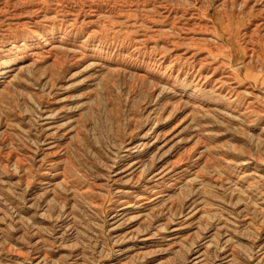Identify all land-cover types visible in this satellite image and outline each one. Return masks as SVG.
I'll return each mask as SVG.
<instances>
[{
	"label": "rangeland",
	"instance_id": "1",
	"mask_svg": "<svg viewBox=\"0 0 264 264\" xmlns=\"http://www.w3.org/2000/svg\"><path fill=\"white\" fill-rule=\"evenodd\" d=\"M5 1L0 0V264H264V28L254 39L238 41L252 29L251 21L264 16V0L252 14L245 13L253 0ZM247 42L258 52L249 63L242 59ZM134 160L140 169L124 173ZM132 173L141 180L130 181ZM143 188L163 197L144 206L147 220L141 222L138 209L118 207L121 193L133 192V199ZM145 234L153 243L131 256Z\"/></svg>",
	"mask_w": 264,
	"mask_h": 264
},
{
	"label": "bare ground",
	"instance_id": "2",
	"mask_svg": "<svg viewBox=\"0 0 264 264\" xmlns=\"http://www.w3.org/2000/svg\"><path fill=\"white\" fill-rule=\"evenodd\" d=\"M4 1H5V0H4ZM12 1H13V0H12ZM25 1H26V0H25ZM27 1H28V0H27ZM27 1H26V3H27ZM31 1H32V0H31ZM40 1H41V0H40ZM50 1H52V0H50ZM76 1H77V0H76ZM85 1H87V0H85ZM91 1H92V0H91ZM91 1H88V2L90 3ZM94 1H95V0H94ZM96 1H97V0H96ZM140 1H141V0H140ZM148 1H150V0H148ZM229 1H230V0H229ZM1 2H2V1H1ZM5 2H6V1H5ZM20 2H21V1H20ZM43 2H44V1H43ZM80 2H81V1H80ZM83 2H84V1H83ZM92 2H93V1H92ZM144 2H145V1H144ZM151 2L154 3V2H156V1H151ZM165 2H166V1H165ZM198 2H199V1H198ZM222 2H223V1H222ZM224 2H225V0H224ZM224 2H223V3H224ZM239 2H240V1H239ZM247 2H248V0H242V1H241V4L243 3V5H246ZM257 2L262 3L261 0H253V4H254L253 7H251V8L248 10V12H246L245 14H247V13H248V14H252V13H253V10L256 8ZM6 3H7V2H6ZM28 3H29V2H28ZM32 3H33V2H32ZM35 3H36V1H35ZM39 3H40V2H39ZM56 3H58V2H56ZM72 3H73V2H72ZM103 3H105V2L103 1ZM103 3H101V5H102ZM131 3H132V2H131ZM131 3H130V4H131ZM138 3H139V2H138ZM157 3H158V2H157ZM225 3H226V2H225ZM251 3H252V2H251ZM4 4H5V3H4ZM7 4H8V3H7ZM19 4H20V3H19ZM22 4H23V3H22ZM22 4H21V5H22ZM24 4H25V2H24ZM74 4H75V3H74ZM77 4H78V3H77ZM85 4H86V3H85ZM91 4H92V3H91ZM97 4H98V3H97ZM97 4H96V5H97ZM99 4H100V3H99ZM106 4H107V3H106ZM143 4H144V3H143ZM2 5H3V4H2ZM8 5H9V4H8ZM34 5H35V4H34ZM41 5H42V4H41ZM54 5H55V3H54ZM78 5H79V4H78ZM114 5H116V4H114ZM135 5H136V4H135ZM154 5H155V4H154ZM160 5H162V4H160ZM249 5H250V4H249ZM23 6H25V5H23ZM26 6H27V5H26ZM28 6H29V5H28ZM56 6H57V4H56ZM87 6H88V5H87ZM94 6H95V5H94ZM98 6H99V5H98ZM104 6H106V5L104 4ZM118 6H119V5H117V7H118ZM133 6H134V5H133ZM146 6H147V5H146ZM150 6H151V4H150ZM150 6H149V8H150ZM155 6H156V7H159V6H157V5H155ZM163 6H164V5H163ZM240 6H241V5H240ZM258 6H259V5H258ZM260 6H261V5H260ZM260 6H259V7H260ZM3 7H4V5H3ZM8 7H9V6H8ZM13 7H14V6H13ZM18 7H20V6H18ZM42 7H43V5H42ZM44 7H46V5H45ZM50 7H51V6H50ZM50 7H49V8H50ZM57 7H58V6H57ZM70 7H71V6H70ZM77 7H78V6H77ZM79 7H80V6H79ZM109 7H110V6H109ZM120 7L122 8V6H120ZM138 7H139V6H138ZM151 7H152V6H151ZM156 7H155V8H156ZM160 7H161V6H160ZM262 7H264V6H262ZM5 8H6V7H5ZM15 8L17 9L16 6H15ZM21 8H22V7H21ZM37 8H38V7H37ZM67 8H68V7H67ZM81 8H82V7H81ZM86 8H87V7H86ZM98 8H99V7H98ZM129 8H130V7H129ZM164 8H165V7H164ZM170 8H171V7H170ZM219 8H220V7H219ZM19 9H20V8H19ZM33 9H35V8H33ZM33 9H32V10H33ZM41 9H42V8H41ZM79 9H80V8H79ZM82 9H83V8H82ZM88 9H89V8H88ZM99 9H101V7H100ZM112 9H113V6H112ZM136 9H137V7H136ZM157 9H158V8H157ZM260 9H261V8H260ZM263 9H264V8H263ZM3 10H5V9H3ZM8 10H9V9H8ZM12 10H13V9H12ZM29 10H30V9H29ZM36 10H37V9H35V11H36ZM42 10L44 11V9H42ZM48 10H49V9H48ZM54 10H55V9H54ZM57 10H58V9H57ZM75 10H76V9H75ZM85 10H86V9H85ZM85 10H84V12H85ZM94 10H95V9H94ZM101 10H102V9H101ZM117 10H118V9H117ZM151 10H152V9H151ZM163 10H164V9H163ZM166 10H167V9H166ZM168 10H169V9H168ZM172 10H173V9H172ZM9 11H10V10H9ZM17 11H18V10H17ZM17 11H16V13H17ZM22 11H23V10H22ZM35 11H34V12H35ZM66 11H67V10H66ZM88 11H89V10H88ZM90 11H91V9H90ZM90 11H89V12H90ZM109 11H110V10H109ZM160 11H161V10H160ZM164 11H165V10H164ZM256 11H257V13H259V10L256 9ZM6 12H7V11H6ZM14 12H15V11H14ZM18 12H19V11H18ZM36 12H37V11H36ZM36 12H35V13H36ZM41 12H42V11H41ZM47 12H48V11H47ZM47 12H46V13H47ZM54 12H55V11H54ZM54 12H52V13H54ZM57 12H58V11H57ZM57 12H56V13H57ZM60 12H61V10H60ZM96 12H98V11H96ZM103 12H104V11H103ZM106 12H107V11H106ZM112 12L115 13V11H112ZM117 12H118V11H117ZM166 12H167V11H166ZM168 12H171V11H168ZM173 12H174V11H173ZM12 13H13V12H12ZM35 13H34V14H35ZM56 13H55V14H56ZM65 13H66V12H65ZM81 13H82V12H81ZM86 13H87V12H86ZM86 13H85V14H86ZM90 13H92V11H91ZM108 13H109V12H108ZM108 13H107V14H108ZM158 13H159V12H158ZM179 13H182V12H179ZM263 13H264V12H263ZM5 14H6V13H5ZM7 14H8V13H7ZM7 14H6V16H7ZM13 14H14V13H13ZM37 14H38V13H37ZM63 14H64V13H63ZM77 14H78V13H77ZM83 14H84V13H83ZM97 14H99V13H97ZM120 14H121V13H120ZM254 14H255V13H254ZM38 15H39V14H38ZM42 15H43V13H42ZM46 15H48V14H46ZM46 15H45V16H46ZM52 15H53V14H52ZM73 15H74V14H73ZM78 15H79V14H78ZM91 15H92V14H91ZM94 15H95V14H94ZM102 15H103V14H102ZM155 15H156V13H155ZM155 15H154V16H155ZM167 15L170 17L169 13H168ZM177 15H178V14H177ZM261 15H262V14H261ZM263 15H264V14H263ZM0 16H3V14H1ZM9 16H10V15H9ZM16 16H17V15H16ZM45 16H44V17H45ZM50 16H51V15H50ZM84 16H85V15H84ZM89 16H90V15H89ZM99 16H100V14H99ZM107 16H108V15H107ZM107 16H106V17H107ZM109 16H110V15H109ZM109 16H108V17H109ZM113 16H114V15H113ZM119 16H120V15H119ZM145 16H146V15H145ZM147 16H148V15H147ZM150 16H152V15H150ZM160 16H161V15H160ZM160 16H159V17H160ZM171 16H172V15H171ZM186 16H187V15H186ZM24 17H25V16H24ZM27 17H28V15H27ZM72 17H73V16H72ZM74 17H75V16H74ZM102 17H104V15H103ZM102 17H101V18H102ZM126 17H127V16H126ZM173 17H174V16H173ZM176 17H177V16H176ZM189 17H190V15L188 16V18H189ZM192 17H193V16H192ZM257 17H258V16H257ZM262 17H263V18H262ZM262 17L260 18V15H259V17H258L259 19H258V20H256V18H255V20L251 21V22L249 23V26L252 27V29H249L248 31H245L244 33H242V35L240 34V38H239V36H238V41H239V39H241V38H242V39H243V38L245 39L246 37H248L249 39H252V38L255 36V33H258L261 29H263V28H264V16H262ZM19 18H20V17H19ZM19 18H18V19H19ZM38 18H39V17H38ZM57 18H58V17H57ZM62 18H63V17H62ZM70 18H71V17H70ZM70 18H69V20H71ZM82 18H83V17H82ZM90 18H91V17H90ZM112 18H114V17H112ZM117 18H119V17H117ZM120 18H122V17H120ZM153 18H154V17H153ZM153 18H150L149 23H150L152 26H155V24L157 23V20H158V19L155 20V19H153ZM156 18H157V17H156ZM161 18H162V16H161ZM163 18H164V16H163ZM163 18H162V20H163ZM167 18H168V17H167ZM171 18H172V17H171ZM7 19H8V18H7ZM41 19H42V18H40V20H41ZM94 19H95V18H94ZM99 19H100V17H99ZM102 19H103V18H102ZM180 19H181V18H180ZM192 19H195V18H192ZM5 20H6V18H5ZM30 20H31V19H30ZM34 20H35V19H34ZM40 20H37V21H40ZM58 20H59V19H58ZM64 20H65V19H64ZM85 20H87V19H85ZM90 20H91V19H90ZM103 20H104V19H103ZM122 20H123V19H122ZM136 20H137V18H136ZM136 20H135V23H136ZM141 20H142V18H141ZM145 20H146V19H145ZM165 20H166V19H165ZM168 20H169V19H168ZM188 20H189V19H188ZM196 20H197V19H196ZM209 20H210V19H209ZM209 20H207L206 23H210L211 20H210V21H209ZM28 21H29V20H28ZM55 21H56V20H55ZM60 21H61V19H60ZM87 21H88V20H87ZM87 21H86V22H87ZM95 21H96V20H95ZM113 21H114V20H113ZM115 21H116V20H115ZM163 21H164V20H163ZM170 21H173V20L171 19ZM174 21H175V18H174ZM174 21H173V22H174ZM57 22H58V21H57ZM76 22H77V21H76ZM79 22H80V21H79ZM90 22H92V21H90ZM96 22H97V21H96ZM96 22H95V24H96ZM118 22H119V20H118ZM168 22H169V21H168ZM176 22H177V21H175V24H176ZM181 22H182V21H181ZM184 22H185V21H184ZM192 22H193V21H192ZM8 23H11V22H8ZM18 23H19V22H18ZM23 23H25V22H23ZM26 23H27V22H26ZM33 23H34V22H33ZM58 23H59V22H58ZM58 23H57V24H58ZM101 23H102V22H101ZM105 23H106V22H105ZM132 23H134V22H132ZM143 23H144V21H142V24H143ZM171 23H172V22H171ZM171 23H170V24H171ZM178 23H179V22H178ZM182 23H183V22H182ZM195 23H197V22H195ZM0 24H1V23H0ZM6 24H7V23H6ZM77 24H78V23H77ZM77 24H76V25H77ZM90 24H91V23H90ZM92 24H94V23H92ZM116 24H117V23H116ZM140 24H141V22H140ZM145 24H146V21H145V23H144L143 25H145ZM179 24H181V23H179ZM7 25H8V24H7ZM54 25H55V24H54ZM72 25H73V24H72ZM80 25H81V24H80ZM83 25H84V22H83ZM100 25H101V24H100ZM128 25H129V24H128ZM128 25H127V26H128ZM156 25H157V24H156ZM161 25H162V24H161ZM163 25H164V24H163ZM163 25H162V26H163ZM195 25H196V24H195ZM204 25H205V24H204ZM9 26H10V25H9ZM9 26H8V27H9ZM22 26H23V25H22ZM29 26H31V25H29ZM37 26H38V25H37ZM84 26H86V25H84ZM87 26H88V25H87ZM87 26H86V27H87ZM93 26H94V25H93ZM98 26H99V25H98ZM109 26H110V25H109ZM137 26H138V25H137ZM164 26H165V25H164ZM184 26H185V25H184ZM189 26H190V25H189ZM207 26H208V25H207ZM209 26H210V24H209ZM18 27L20 28L21 26H18ZM24 27H26V26H24ZM27 27H28V26H27ZM39 27H40V26H39ZM74 27H75V26H74ZM78 27H79V26H78ZM80 27H81V26H80ZM82 27H83V26H82ZM96 27H97V26H96ZM132 27H133V26H132ZM159 27H160V26H159ZM177 27H178V25H177ZM195 27H196V26H195ZM28 28H29V27H28ZM57 28H58V27H57ZM75 28H76V27H75ZM101 28H102V27H101ZM138 28H139V27H138ZM167 28H168V27H167ZM171 28H172V26H171ZM185 28H188V27H185ZM197 28H199V27H197ZM204 28H206V26H205ZM212 28H213V27H212ZM222 28H223V27H222ZM2 29H3V28H2ZM7 29H8V28H7ZM13 29H14V28H13ZM15 29H16V28H15ZM76 29H78V28H76ZM79 29H80V28H79ZM81 29H82V28H81ZM151 29H152V28H151ZM151 29H150V30H151ZM153 29H154V28H153ZM168 29L171 30L170 27H169ZM172 29H173V28H172ZM174 29H175V28H174ZM174 29H173V30H174ZM178 29H179V28H178ZM194 29H195V28H194ZM199 29H200V28H199ZM202 29H203V28H202ZM206 29H207V28H206ZM3 30H4V29H3ZM9 30H10V29H9ZM31 30H32V29H31ZM55 30H57V29H55ZM92 30H93V29H92ZM94 30H95V29H94ZM98 30H99V29H98ZM121 30H122V29H121ZM135 30H136V29H135ZM154 30H155V29H154ZM154 30H153V31H154ZM162 30H163V29H162ZM179 30H180V32H181V28H180ZM187 30H188V29H187ZM187 30H186V31H187ZM192 30H193V28L190 29V31H192ZM200 30H201V29H200ZM203 30H204V29H203ZM1 31H2V30H1ZM64 31H65V30H64ZM138 31H139V30H138ZM138 31H137V32H138ZM143 31H144V30H143ZM148 31H149V29H148ZM151 31H152V30H151ZM153 31H152V33H153ZM197 31L199 32V30H196V33H197ZM201 31H202V30H201ZM201 31H200V32H201ZM208 31H209V30H208ZM208 31H207V32H208ZM211 31H212V30H211ZM262 31H263V30H262ZM65 32H66V31H65ZM70 32H71V31H70ZM83 32H85V30H84ZM99 32H100V31H99ZM134 32H135V31H134ZM137 32H136L135 34H137ZM146 32H147V31H146ZM154 32H155V33H154L155 35L159 34V31H157V29H156ZM168 32H169V31H168ZM168 32H167V33H168ZM174 32H175V31H174ZM174 32H172V33H174ZM176 32H177V30H176ZM182 32H183V30H182ZM182 32H181V33H182ZM193 32L195 33V31H193ZM3 33H4V32H3ZM38 33H39V32H38ZM42 33H43V32H42ZM72 33H73V32H72ZM88 33H91V32H88ZM160 33H161V32H160ZM169 33H170V32H169ZM177 33H178V32H177ZM177 33H176V34H177ZM185 33H186V32H185ZM203 33H204V32H203ZM210 33H211V32H210ZM210 33L208 32L207 34H210ZM212 33H213V32H212ZM86 34H87V33H86ZM128 34H129V33H128ZM141 34H143V33H141ZM146 34H147V33H146ZM179 34H180V33H179ZM191 34H192V33H191ZM184 35H185V34H184ZM200 35H201V34H200ZM258 35H259V34H258ZM60 36H61V35H60ZM124 36H125V35H124ZM129 36H130V35H129ZM133 36H134V35H133ZM167 36H168V35H167ZM169 36H170V34H169ZM193 36H194V35H193ZM205 36H206V34H205ZM207 36H208V35H207ZM209 36H210V35H209ZM42 37H43V35H42ZM61 37H63V35H62ZM86 37H88V36H86ZM89 37H90V36H89ZM91 37H92V36H91ZM99 37H100V36H99ZM150 37H151V36H150ZM152 37H153V36H152ZM164 37H165V36H164ZM175 37H176V36H175ZM178 37H179V36H178ZM188 37H189V39L192 38V37H190V36H188ZM194 37H195V36H194ZM218 37H219V36H218ZM76 38H77V36H76ZM135 38H136V37H135ZM158 38H159V37H158ZM160 38H162V36H161ZM166 38H168V37H166ZM166 38H164V39H166ZM180 38H181V37H180ZM200 38H201V37L199 36V41H200ZM202 38H205V37H202ZM35 39H36V38H35ZM61 39H62V38H61ZM66 39H67V38H66ZM126 39H127V38H126ZM136 39H137V38H136ZM171 39H172V38H171ZM183 39H184V37H183ZM183 39H182V40H183ZM185 39H186V38H185ZM196 39H197V38H196ZM244 39H243V40H244ZM253 39H254V38H253ZM262 39H263V38H262ZM51 40H52V39H51ZM58 40H60V38H59ZM84 40H85V37H84ZM97 40H98V39H97ZM152 40H153V38H152ZM167 40H168V39H167ZM182 40H181V41H182ZM186 40L188 41V39H186ZM194 40H195V39H194ZM194 40H192V41H194ZM205 40H206V38H205ZM208 40H211V39L208 38ZM208 40H206V41H208ZM247 40H248V39H247ZM8 41H9V40H8ZM14 41H15V40H14ZM86 41H87V40H86ZM86 41H85V42H86ZM120 41H121V40H120ZM134 41H135V39H134ZM154 41H155V40H154ZM161 41H163V40H161ZM164 41H166V40H164ZM206 41H205V42H206ZM250 41H251V40H250ZM263 41H264V40H263ZM54 42H55V41H54ZM67 42H68V41H67ZM130 42H131V41H130ZM166 42H167V41H166ZM197 42H198V41H197ZM200 42H201V41H200ZM200 42H199V43H200ZM203 42H204V40H203ZM255 42H256V41H255ZM261 42H262V41H261ZM76 43H77V42H76ZM132 43H133V42H132ZM132 43H130V45H131ZM134 43H135V42H134ZM136 43H137V42H136ZM208 43H209V42H208ZM208 43H207V44H208ZM241 43H242V42H241ZM11 44H12V43H11ZM67 44H68V43H67ZM74 44H75V43H74ZM170 44H173V43L170 42ZM170 44H169V45H170ZM192 44H193V43H192ZM243 44H244V42H243ZM243 44H242V46H243ZM252 44H253V42H252ZM252 44H251V42H250V43L247 42L246 45H244V47H243L244 55L242 54V55H243V56H242V59H243L246 63L253 62V60L256 59V58H257V55H258V52H257L256 49H255L256 47H254V46H256V45H252ZM45 45H46V44H45ZM53 45H55V44L53 43ZM60 45H61V44H60ZM60 45H59V47H60ZM65 45H66V44H65ZM70 45H71V43H70ZM81 45H82V44H81ZM125 45L127 46V44H125ZM136 45H137V44H136ZM163 45H164V44H163ZM173 45H174V44H173ZM177 45H178V44H177ZM190 45H191V44H190ZM195 45H197V44H195ZM200 45H202V44H200ZM211 45H212V43H211ZM261 45H262V44H261ZM11 46H12V45H11ZM50 46L52 47V45H50ZM57 46H58V45H57ZM61 46H62V45H61ZM126 46H125V47H126ZM153 46H154V45H153ZM159 46H160V45H159ZM240 46H241V45H240ZM262 46H263V45H262ZM42 47H43V46H42ZM51 47H50V48H51ZM78 47H79V46H78ZM111 47H113V46H111ZM144 47H146V46H144ZM144 47H143V48H144ZM156 47H157V46H156ZM161 47H162V46H161ZM164 47H165V46H164ZM164 47H163V48H164ZM168 47H169V46H168ZM172 47H173V46H172ZM172 47H171V48H172ZM175 47H176V45H175ZM188 47H189V46H188ZM190 47H191V46H190ZM198 47H200L199 44H198ZM203 47H204V46H203ZM207 47L209 48V45L206 46V47H204V48L207 49ZM210 47H211V46H210ZM218 47H219V46H218ZM221 47H222V46H221ZM46 48H47V47H46ZM65 48H67V47H65ZM68 48H69V47H68ZM102 48H103V47H102ZM105 48H106V47H105ZM109 48H110V47H109ZM131 48H132V47H131ZM150 48H151V47H150ZM165 48H166V47H165ZM180 48H181V47H180ZM183 48H184V47H183ZM204 48H203V50H204ZM213 48H214V45H213ZM7 49H8V48H7ZM48 49H49V48H48ZM48 49H47V50H48ZM51 49H54V48H51ZM57 49H58V48H57ZM69 49H70V48H69ZM69 49H68L67 51H69ZM74 49H75V48H74ZM129 49H130V48H129ZM133 49H134V48H133ZM145 49H146V48H145ZM189 49H190V48H189ZM216 49H217V48H216ZM216 49H214V50H216ZM222 49H224V48L222 47ZM241 49H242V48H241ZM60 50H62V49H60ZM70 50H71V49H70ZM77 50H78V49H77ZM112 50H113V49H112ZM125 50H126V49H125ZM135 50H136V49H135ZM135 50H134V51H135ZM139 50H140V49H139ZM141 50H142V49H141ZM147 50H148V49H147ZM160 50H161V49H160ZM162 50H163V49H162ZM162 50H161V51H162ZM170 50H171V49H170ZM174 50H175V49H174ZM183 50H185V49H183ZM190 50H192V48H191ZM194 50L197 51L198 49H197V50L194 49ZM208 50H209V49H208ZM208 50H207V51H208ZM210 50H211V49H210ZM210 50H209V51H210ZM212 50H213V49H212ZM220 50H221V49H220ZM220 50H219V51H220ZM225 50H226V49H225ZM22 51H23V50H22ZM73 51H74V50H73ZM119 51H120V50H119ZM145 51H146V50H145ZM148 51H149V50H148ZM163 51H164V50H163ZM177 51H178V50H177ZM200 51H201V50H200ZM228 51H229V50H228ZM27 52H28V51H27ZM27 52H26V53H27ZM29 52H30V51H29ZM34 52H35V51H33V53H34ZM46 52H47V51H46ZM48 52H50V51H48ZM54 52H55V51H54ZM54 52H53V53H54ZM71 52H72V51H71ZM78 52H79V51H78ZM80 52H81V51H80ZM103 52H104V51H103ZM123 52H124V51H123ZM127 52H128V51H127ZM142 52H143V50H142ZM159 52H160V51H159ZM159 52H158V53H159ZM164 52H165V51H164ZM193 52H194V51H193ZM201 52H202V51H201ZM205 52H206V51H205ZM220 52H221V51H220ZM241 52H242V51H241ZM12 53H13V52H12ZM81 53H82V52H81ZM100 53H101V52H100ZM104 53H105V52H104ZM149 53H150V51L148 52V54H149ZM151 53H153V51H152ZM161 53H162V52H161ZM166 53H167V52H166ZM184 53H185V52H184ZM196 53H197V52H196ZM206 53H207V52H206ZM226 53H227V52H226ZM27 54H28V53H27ZM37 54H38V53H37ZM39 54H40V53H39ZM44 54H45V53H44ZM44 54H43V55H44ZM50 54H51V53H50ZM69 54H70V53H69ZM156 54H157V53H156ZM181 54H182V53H181ZM211 54H212V53H211ZM213 54H214V53H213ZM216 54H217V51H216ZM22 55H23V54H22ZM30 55H34V54L31 53ZM45 55H46V54H45ZM78 55H79V54H78ZM98 55H99V54H98ZM113 55H114V54H113ZM116 55H117V54H116ZM132 55H133V54H132ZM172 55H173V54H172ZM217 55H218V54H217ZM219 55H220V54H219ZM224 55H225V54H224ZM228 55H229V54H228ZM259 55H260V54H259ZM37 56H38V55H37ZM39 56H40V55H39ZM50 56H52V54H51ZM102 56H103V55H102ZM111 56H112V55H111ZM136 56H137V55H136ZM153 56H154V55H153ZM158 56L160 57L161 55H158ZM176 56H177V55H176ZM181 56H182V55H181ZM212 56H213V55H212ZM214 56H215V54H214ZM229 56H230V55H229ZM260 56H261V55H260ZM12 57H13V56H12ZM27 57H28V56H27ZM97 57H98V56H97ZM168 57H169V56H168ZM189 57H190V55H189ZM216 57H217V56H216ZM9 58H10V57H9ZM30 58H31V57H30ZM35 58H37V57H35ZM48 58H49V57H48ZM82 58H83V57H82ZM82 58H81V59H82ZM105 58H106V57H105ZM144 58H145V57H144ZM147 58H148V57H147ZM177 58H178V57H177ZM180 58H181V57H180ZM203 58H204V57H203ZM203 58H201V59H203ZM206 58H207V57H206ZM229 58H230V57H229ZM229 58H228V59H229ZM11 59H12V58H11ZM42 59H43V58H42ZM42 59H41V60H42ZM44 59H45V58H44ZM50 59H51V58H50ZM116 59H117V58H116ZM121 59H123V58H121ZM149 59H150V58H149ZM156 59H158V58H156ZM172 59H174V57H173ZM184 59H185V58H184ZM186 59H187V58H186ZM186 59H185V60H186ZM197 59H198V58H197ZM216 59H217V58H216ZM259 59H261V58H259ZM132 60H133V59H132ZM152 60H153V59H152ZM178 60H179V59H178ZM181 60H183V58H182ZM203 60H204V59H203ZM203 60H202V61H203ZM205 60H206V59H205ZM209 60H210V59H209ZM213 60H214V59H213ZM213 60H211V61H213ZM217 60H218V59H217ZM229 60H230V59H229ZM229 60H228V62H229ZM257 60H258V59H257ZM34 61H35V60H34ZM45 61H46V60H45ZM113 61H114V60H113ZM189 61H192V60H189ZM231 61H232V62H231V65L233 66L234 63H235V62L233 61V57H232V60H231ZM24 62H25V61H24ZM26 62H27V61H26ZM28 62H29V61H28ZM30 62H33V61L30 60ZM37 62H38V61H37ZM37 62H36V63H37ZM42 62H43V61H42ZM48 62H49V61H48ZM78 62H80V61H78ZM125 62H126V61H125ZM127 62H128V61H127ZM148 62H149V61H148ZM175 62L177 63V61H175ZM245 62H244V63H245ZM22 63H23V62H22ZM44 63H45V62H44ZM109 63H110V62H109ZM115 63H116V62H115ZM128 63H129V62H128ZM157 63H158V62H157ZM173 63H174V62H173ZM205 63H206V62H205ZM205 63H204V64H205ZM209 63H210V62H209ZM212 63H213V62H212ZM10 64H11V63H10ZM32 64L35 66L34 63H32ZM89 64H90V63H89ZM98 64H99V63H98ZM121 64H122V63H121ZM124 64H125V63H124ZM146 64H147V63H146ZM153 64H154V63H153ZM167 64H168V63H167ZM171 64H172V62H171ZM179 64H180V63H179ZM186 64H187V63H186ZM6 65H7V64H6ZM21 65H23V64H21ZM25 65H27V64H25ZM37 65H38V64H37ZM142 65H143V64H142ZM155 65L157 66V64H155ZM164 65H165V64H164ZM190 65H191V64H190ZM202 65H203V63H202ZM206 65H207V64H206ZM228 65H229V64H228ZM29 66H30V65H29ZM56 66H57V65H56ZM91 66H93V65H91ZM113 66H114V65H113ZM115 66H116V65H115ZM149 66H150V65H149ZM161 66H162V65H161ZM218 66H219V65H218ZM220 66H221V65H220ZM223 66H224V65H223ZM242 66H243V65H242ZM247 66H248V64H247ZM18 67H19V66H18ZM26 67H27V66H26ZM30 67H32V66H30ZM120 67H121V66H120ZM194 67H195V66H194ZM202 67H204V66H202ZM206 67H207V66H206ZM221 67H222V66H221ZM147 68H148V67H147ZM156 68H157V67H156ZM158 68H159V67H158ZM167 68H168V67H167ZM185 68H186V67H185ZM191 68H192V67H191ZM199 68H200V67H199ZM207 68H208V67H207ZM212 68H213V67H212ZM215 68H216V67H215ZM248 68H249V67H248ZM4 69H5V68H4ZM9 69H11V68H9ZM19 69H20V68H19ZM23 69H25V68H23ZM23 69H22V70H23ZM108 69H109V68H108ZM129 69H130V68H129ZM200 69H201V68H200ZM200 69H199V70H200ZM234 69H235V68H234ZM106 70H107V69H106ZM106 70H105V71H106ZM125 70H127V69H125ZM125 70H122V72L125 71ZM133 70H134V69H133ZM143 70H144V69H143ZM154 70H155V69H154ZM163 70H164V69H162V71H163ZM185 70H186V69H185ZM213 70H214V69H213ZM213 70H212V71H213ZM219 70H221V69H219ZM219 70H218V71H219ZM225 70H226V69H225ZM20 71H21V69H20ZM116 71H117V70H116ZM146 71H147V70H146ZM150 71H151V70H150ZM16 72H17V71H16ZM16 72H15V73H16ZM122 72H121V73H122ZM126 72H128V71H126ZM135 72H136V71H135ZM142 72H143V71H142ZM158 72H159V71H158ZM158 72H156V73H157V76H158ZM193 72H194V71H193ZM193 72H192V73H193ZM18 73H20V72H18ZM106 73H107V72H106ZM116 73H117V72H116ZM124 73H125V72H124ZM128 73H129V72H128ZM131 73H132V72H131ZM148 73H149V72H148ZM183 73H184V72H183ZM211 73H212V72H211ZM221 73H222V72H221ZM228 73H229V72H228ZM231 73H233V71H232ZM2 74H3V73H2ZM145 74H146V72H145ZM150 74H151V73H150ZM153 74H154V73H153ZM160 74H161V73H160ZM236 74H237V73H236ZM14 75H15V74H14ZM133 75H135V74H133ZM174 75H175V74H174ZM181 75H182V74H181ZM186 75H187V74H186ZM220 75H222V74H220ZM223 75H224V74H223ZM225 75H227V74H225ZM225 75H224V76H225ZM233 75H234V73H233ZM145 76H146V75H145ZM155 76H156V75H155ZM162 76H163V75H162ZM177 76H179V74H178ZM198 76H199V75H198ZM218 76H219V75H218ZM234 76H235V75H234ZM133 77H134V76H133ZM149 77H150V76H149ZM199 77H200V76H199ZM203 77H205V76H203ZM227 77H230V76H227ZM227 77H225V78H227ZM231 77H232V76H231ZM135 78H136V76H135ZM144 78H145V77H144ZM160 78H161V77H160ZM183 78H184V77H183ZM220 78H221V77H220ZM132 79H133V78H132ZM142 79H143V78H142ZM151 79H152V78H151ZM157 79H158V78H157ZM186 79H187V78H186ZM197 79H198V77H197ZM231 79H232V78H231ZM236 79H237V78H236ZM134 80H136V79H134ZM148 80H149V79H148ZM172 80H173V79H172ZM180 80H181V79H180ZM189 80H190V79H189ZM212 80H213V79H212ZM215 80H219V79H215ZM226 80H227V79H226ZM228 80H229V79H228ZM232 80H233V79H232ZM137 81H139V80H137ZM140 81H141V80H140ZM142 81H143V80H142ZM149 81H150V80H149ZM149 81H147V78H146V82H149ZM152 81H154V80H152ZM174 81H175V80H174ZM187 81H188V80H187ZM221 81H222V80H221ZM223 81H224V80H223ZM144 82H145V80H144ZM181 82H182V81H181ZM189 82H190V81H189ZM189 82H188V83H189ZM196 82H197V81H196ZM216 82H217V81H216ZM224 82H226V81H224ZM229 82H230V81H229ZM231 82H232V81H231ZM233 82H234V80H233ZM166 83H167V82H166ZM193 83H194V82H193ZM197 83H198V82H197ZM199 83H200V82H199ZM201 83H203V82H201ZM201 83H200V84H201ZM141 84H143V83L140 82V85H141ZM148 84H149V83H148ZM150 84H151V83H150ZM157 84H158V83H157ZM160 84H161V83H160ZM160 84H159V85H160ZM176 84H177V83H176ZM200 84H199V85H200ZM214 84H215V83H214ZM214 84H213V85H214ZM232 84H233V83H232ZM234 84H235V83H234ZM144 85H145V83H144ZM152 85H153V84H152ZM161 85H162V84H161ZM169 85H170V84H169ZM181 85H182V84H181ZM183 85H184V84H183ZM221 85H222V84H221ZM224 85H225V84H224ZM228 85H229V84H228ZM142 86H143V85H142ZM176 86H177V85H176ZM191 86H192V85H191ZM215 86H216V85H215ZM217 86L219 87L220 84L217 85ZM229 86H230V85H229ZM162 87H163V85H162ZM192 87H193V86H192ZM207 87H208V86H207ZM210 87H212V86H210ZM210 87H209V88H210ZM223 87H224V86H223ZM226 87H227V86H226ZM160 88H161V87H160ZM165 88H166V87H165ZM172 88H173V87H172ZM194 88H196V87H194ZM154 89H155V88H154ZM154 89H152V90H154ZM156 89H157V88H156ZM161 89H162V88H161ZM163 89H164V88H163ZM199 89H200V88H199ZM199 89H198V90H199ZM214 89H215V88H214ZM219 89H220V88H219ZM228 89H229V88H228ZM231 89H232V88H231ZM149 90H151V89H149ZM157 90H158V89H157ZM172 90H173V89H172ZM172 90H171V91H172ZM188 90H189V88H188ZM194 90H195V89H194ZM194 90H192V92H193ZM203 90H204V89H203ZM203 90L201 89V91H203ZM207 90H208V89H207ZM238 90H239V89H238ZM205 91H206V90H205ZM212 91H213V89H212ZM228 91H230V89H229ZM150 92H151V91H150ZM206 92H207V91H206ZM225 92H226V91H225ZM246 92H247V91H246ZM151 93H153V92H151ZM154 93H155V92H154ZM194 93H195V92H194ZM196 93H197V92H196ZM198 93H199V92H198ZM208 93H209V92H208ZM210 93H211V91H210ZM248 93H249V92H248ZM213 94H214V92H213ZM220 94H221V93H220ZM220 94L217 93V96L220 95ZM233 94H234V93H233ZM235 94H236V93H235ZM237 94L240 95L239 92H238ZM245 94H246V93H245ZM198 95H199V94H198ZM214 95H215V94H214ZM239 95H237V96L239 97ZM221 96H222V95H221ZM218 97H219V96H218ZM222 97H224V96H222ZM225 97H226V96H225ZM228 97H229V96H228ZM235 97H236V96H235ZM231 99H233L232 96H231ZM236 99H237V97H236ZM238 99H239V98H238ZM224 100H225V98H224ZM226 100H227V98H226ZM228 100H229V99H228ZM229 101H230V100H229ZM230 102H231V101H230ZM230 102H229V103H230ZM233 102H234V101H233ZM236 103H237V102H236ZM227 104H228V103H227ZM228 105H229V104H228ZM229 106H230V105H229ZM245 108H246V107H245ZM245 108H244V109H245ZM247 108H248V107H247ZM248 111H249V110H248ZM150 112H151V111H150ZM150 112H149V113H150ZM245 112H246V110H245ZM250 112H251V111H250ZM250 114H251V113H250ZM153 115H154V114H153ZM223 115H224V114H223ZM243 115H244V114H243ZM246 115H247V113H246ZM146 116H147V115H146ZM151 116H152V115H151ZM151 116H150V117H151ZM244 116H245V115H244ZM250 116H251V115H250ZM46 117H47V116H46ZM251 117H252V116H251ZM254 117H255V116H254ZM243 118H244V117H243ZM245 118H247V117L245 116ZM248 118H249V117H248ZM248 118H247V119H248ZM46 119H47V118H46ZM146 120H147V119H146ZM247 121H248V120H247ZM148 122H150V121H148ZM143 124H144V123H143ZM143 124H142V125H143ZM132 131H135V130H132ZM149 131H150V129H149ZM150 132H151V131H150ZM130 133H131V132H130ZM132 133H133V132H132ZM150 134H151V133H150ZM150 134H148V135H150ZM160 135H161V134H160ZM133 136L135 137V135H133ZM142 136H143V135H142ZM142 136H141V137H142ZM150 136H151V135H150ZM150 136H149V137H150ZM158 136H159V134H158ZM161 136H162V135H161ZM123 137H124V136H123ZM139 137H140V136H139ZM153 137H155V136H153ZM172 137H173V136H172ZM131 138H132V137H131ZM170 138H171V137H169V139H170ZM124 139H125V138H124ZM128 139H129V138H128ZM155 139H156V138H155ZM155 139H153V140H155ZM153 140H152V141H153ZM164 140H165V139H164ZM122 141H123V140H122ZM166 141H167V139H166ZM136 142H137V141H136ZM140 142H141V141H140ZM161 142H162V140H161ZM121 143H122V142H121ZM125 143H126V142H125ZM142 143H143V142H142ZM149 143H150V142H149ZM153 143H154V141H153ZM48 144H49V143H48ZM136 144H137V143H136ZM139 144H140V143H139ZM151 144H152V143H151ZM49 145H50V146H53V145H51V144H49ZM49 145H48V146H49ZM123 145H124V144H123ZM143 145H144V144H143ZM159 145H161V144H159ZM159 145H157V146H159ZM162 145H163V144H162ZM125 146H126V145H125ZM136 146H137V145H136ZM155 146H156V145H155ZM191 146H192V145H191ZM46 147H47V146H46ZM123 147H124V146H123ZM132 147H134V146H132ZM189 147H190V146H189ZM49 148H50V147H49ZM121 148H122V146H121ZM138 148H140V147H138ZM142 148H143V147H141L140 149H142ZM146 148H147V146H146ZM154 148H155V147H154ZM162 148H163V147H162ZM196 148H197V147H196ZM46 149H47V148H46ZM46 149H45V150H46ZM50 149H51V148H50ZM125 149H126V148H125ZM125 149H124V150H125ZM136 149H137V148H136ZM160 149H161V148H160ZM167 149H168V148H167ZM122 150H123V149H122ZM134 150H135V149H134ZM134 150H133V151H134ZM138 150H139V149H138ZM138 150H136V151H138ZM142 150H144V149H142ZM150 150H151V149H150ZM157 150H158V149H157ZM53 151H54V150H53ZM136 151H135V152H136ZM154 151H156V150H154ZM48 152H49V151H47V153H48ZM126 152H127V151H126ZM131 152H132V151H131ZM144 152H145V151H144ZM184 152H185V151H184ZM187 152H188V151H187ZM189 152H190V151H189ZM189 152H188V153H189ZM47 153H46V154H47ZM181 154H182V153H181ZM183 154H184V153H183ZM123 155H124V154H123ZM123 155H122V156H123ZM125 155H126V154H125ZM147 155H148V154H147ZM179 155H180V154H178V157H179ZM49 156H50V155H49ZM118 156H119V155H118ZM118 156H117V157H118ZM133 156H134V155H133ZM176 156H177V155H176ZM186 156H187V155H186ZM119 157H121V156H119ZM119 157H118V158H119ZM127 157H128V155H127ZM118 158H117V159H118ZM123 158H124V156H123ZM123 158H122V159H123ZM147 158H148V157H147ZM185 158H186V157H185ZM113 159H114V158H113ZM117 159H116V160H117ZM178 159H179V158H178ZM178 159H177V160H178ZM132 160H133V159H132ZM146 160H147V159H146ZM172 160H173V159H172ZM229 160H230V159H229ZM7 161H8V160H7ZM137 161H138V160H137ZM139 161H140V160H139ZM141 161H142V160H141ZM144 161H145V160H144ZM167 161H169V160H167ZM116 162H117V161H116ZM125 162H126V161H125ZM132 162H133V161H132ZM134 162H135V160H134ZM147 162H148V161H146V163H147ZM152 162H153V161H152ZM152 162H151V163H152ZM164 162H165V161H164ZM178 162H179V161H178ZM6 163H7V162H6ZM6 163H5V164H6ZM129 163H130V160H129ZM129 163H128L127 166H126V168H125V170H124V173L127 172V173L130 174V172H132L131 169L134 168L133 170H135V169L139 168V166H138V167L136 166V165H138L136 162H135V163H131V164H129ZM138 163H139V162H138ZM142 163H143V162H142ZM180 163H181V160H180ZM182 163H183V161H182ZM154 164H155V163H154ZM163 164H164V163H163ZM165 164H166V163H165ZM173 164H176V163H173ZM116 165H117V164H116ZM118 165H119V164H118ZM148 165H150V164H148ZM148 165H146V168H147ZM152 165H153V164H152ZM161 165H162V164H161ZM111 166H112V165H111ZM113 166H114V164H113ZM121 166L124 167V165H121ZM135 166H136V168H135ZM156 166H157V165H156ZM166 166L168 167L167 164H166ZM122 167H120L121 170H122ZM150 167H151V165H150ZM150 167H149V168H150ZM157 167H158V166H157ZM174 167H175V166H174ZM179 167H180V166H179ZM111 168H112V167H111ZM152 168H153V167H152ZM154 168H155V167H154ZM163 168H165V167H163ZM163 168H162V169H163ZM139 169H140V168H139ZM144 169H145V168H144ZM169 169H171V167H170ZM181 169H183V168H181ZM110 170H111V169H110ZM116 170H117V169H116ZM153 170H154V169H153ZM159 170H160V169H159ZM163 170H164V169H163ZM179 170H180V169H179ZM184 170H185V169H184ZM118 171H119V169H118ZM122 171H123V170H122ZM150 171H151V168H150ZM165 171H167V170L165 169ZM177 171H178V170H177ZM186 171H187V170H185V172H186ZM120 172H121V171H120ZM145 172H147V171H145ZM145 172H141V171H140V174L142 173V174L144 175ZM169 172H170V171H169ZM169 172H168V173H169ZM114 173H115V170H114ZM148 173H149V172H148ZM156 173H157V172H156ZM115 174H116V173H115ZM129 174H128V175H129ZM142 174H141V175H142ZM146 174H147V173H146ZM158 174H159V173H158ZM163 174H164V173H163ZM165 174H166V173H165ZM174 174H175V173H174ZM184 174H185V173H184ZM121 175H122V174H121ZM138 175H139V174H138ZM160 175H161V174H160ZM172 175H173V174H172ZM177 175H178V174H177ZM26 176H27V175H26ZM124 176H125V175H124ZM130 176H131V177H130V181L135 180V181H138V182H139V180H141L140 178L142 177V176L140 177V176L133 175V173H132ZM157 176H159V175H157ZM61 177H62V179H61V183H62V184H65L66 182L64 181V179H66V178H64V176H61ZM116 177H117V176H116ZM126 177H127V176H126ZM151 177H152V174H151ZM161 177H162V176H161ZM161 177H160V178H161ZM127 178L129 179V177H127ZM148 178H149V177H148ZM157 178H158V177H157ZM170 178H171V177H170ZM112 179H114V178H112ZM119 179H120V178H119ZM119 179H118V180H119ZM146 179H147V178H146ZM155 179H156V177H155ZM68 180H69V179H68ZM161 180H162V179H161ZM43 181H44V180H43ZM116 181H117V180H115V182H116ZM120 181H121V180H120ZM143 181H145V180H143ZM147 181H148V180H147ZM152 181H153V180H152ZM169 181H170V180H169ZM178 181H179V180H178ZM178 181H177V182H178ZM182 181H184V180H182ZM182 181H181V183H183ZM186 181H187V180H186ZM44 182H45V181H44ZM128 182H129V181H128ZM150 182H151V181H150ZM153 182H154V181H153ZM158 182H159V180H158ZM40 183H41V182H40ZM67 183H68V182H67ZM113 183H114V182H113ZM120 183H121V182H120ZM120 183H119V184H120ZM129 183H130V182H129ZM133 183L135 184V182H133ZM140 183H141V182H140ZM154 183H155V182H154ZM154 183H153V184H154ZM169 183H170V182H169ZM185 183H186V182H185ZM42 184H43V183H42ZM56 184H57V183L55 182V185H56ZM68 184H69V183H68ZM167 184H168V183H167ZM170 184H171V183H170ZM45 185H46V184H45ZM45 185H44V186H45ZM48 185H49V182H48ZM48 185H47V186H48ZM51 185H52V184H51ZM53 185H54V184H53ZM53 185H52V186H53ZM57 185H58V184H57ZM136 185H137V183H136ZM141 185H143V183H142ZM164 185H165V184H164ZM71 186H72V185H71ZM138 186H139V185H138ZM143 186H145V185H143ZM153 186H154V185H153ZM173 186H174V185H173ZM67 187H68V186H67ZM52 188H53V187H52ZM54 188H55V187H54ZM156 188H157V187H156ZM164 188H165V187H164ZM175 188H176V187H175ZM175 188H173V189H175ZM116 189H117V188H116ZM116 189L114 188V191H115ZM151 189H152V188H151ZM151 189H150V193H149V194L147 193L148 191H146V192L144 191V190H145L144 188H143V191H144V192H141V191L138 190V191L136 192L135 197H134V198L132 197L133 199H130V197H129V195H130V194H133V192H132V193H121L123 196L119 199L120 202L118 201V202H119V207H118V208H120L119 210L122 211V212H127V211H130V210H132V209H138V210H137V213H138V214H136V218L139 219V220H141V222L147 220V216H146V215H147L148 213L143 214V213L141 212V210H143L144 206H146L147 204H149V203H150L151 201H153V200L156 201L155 199L160 198V196L162 195V194H160L159 191H158V192H154V191H152ZM165 189H166V188H165ZM75 190H76V189H75ZM117 190H118V189H117ZM120 190H121V189H120ZM148 190H149V189H148ZM79 191H80V190H79ZM82 191H83V190H82ZM84 191H85V190H84ZM84 191H83V192L80 191V193L86 195V193H89V192H90V190H89V192H88V190H86V191H87L86 193H85ZM121 191H122V190H121ZM131 191H132V190H131ZM155 191H156V190H155ZM168 191H169V190H168ZM173 191H174V190H173ZM77 192H78V190H77ZM116 192H117V191H116ZM118 192H119V190H118ZM125 192H126V191H125ZM127 192H128V191H127ZM165 192H166V191H165ZM115 195H117V194H115ZM163 195H164V194H163ZM171 196H172V195H171ZM85 197H86V196H85ZM92 197H93V196H92ZM161 197H163V196H161ZM166 197H167L166 200L170 199V198H168V194L166 195ZM164 198H165V197H164ZM171 198H172V197H171ZM114 199H115V198H114ZM159 200H160V199H159ZM170 200H171V199H170ZM163 201H164V199H163ZM164 202H166V201H164ZM157 203H158V202H157ZM159 203H160V202H159ZM166 203H167V202H166ZM161 204H162V201H161ZM117 205H118V203H117ZM152 205H153V204H152ZM164 205H165V204H164ZM154 206H155V205H154ZM156 206H157V205H156ZM156 206H155V207H156ZM169 206H170V205H169ZM113 207H115V206H113ZM147 207L150 208V207H153V206H150V207L147 206ZM165 208H166V207H165ZM111 209H112V208H111ZM145 209H146V208H145ZM152 209H153V208H152ZM152 209H151V210H152ZM155 209H156V208H155ZM168 209H169V208H168ZM168 209H167V210H168ZM115 210H116V209H115ZM151 210H149V211L151 212ZM153 211H154V210H153ZM146 212H148V211H146ZM151 213H152V212H151ZM114 214H115V213H114ZM114 214H113V215H114ZM130 215H131V214H130ZM114 217H115V216H114ZM112 218H113V217H112ZM114 219H115V218H114ZM125 219H126V218H125ZM141 226H142V225H141ZM70 227H72V226H70ZM159 227H160V226H159ZM159 227H158V228H159ZM149 231H150V230H149ZM126 238H127V237H126ZM140 238H141V239H140V245H141V246L139 245V247H137V249H130V251H129V252L131 253V256H133V257H134V256L137 257L139 254H143V252L146 251V250H145V245H147L148 243H151V242H152L151 235H149V234L142 235ZM125 240H127V239H125ZM136 240H137V239H136ZM138 240H139V239H138ZM44 242H45V241H44ZM152 243H153V242H152ZM170 244H171V243H170ZM135 246H136V245H135ZM126 248H127V247H126ZM130 248H131V247H130ZM133 248H134V247H133ZM128 249H129V248H128ZM38 250H39V249H38ZM146 252H147V251H146ZM150 252H151V251H150ZM82 253H83V252H82ZM146 255H149V254L146 253ZM43 256H44V255H43ZM80 256H81V255H80ZM129 256H130V255H129ZM34 257H35V256H34ZM37 258H38V257H37ZM43 258H46V256H44ZM127 258H128V257H127ZM139 258H140V257H139ZM141 258H142V257H141ZM195 258H196V257H195ZM199 258H200V257H199ZM134 260H135V259H134ZM139 260H140V259H139ZM197 260H198V259H197ZM197 260H194V261H197ZM200 260H201V259H200ZM44 261H45V260H44ZM131 261H132V259H131ZM263 262H264V260H263ZM41 263H42V262H41ZM41 263H40V264H41ZM195 263H196V262H195ZM81 264H82V263H81Z\"/></svg>",
	"mask_w": 264,
	"mask_h": 264
}]
</instances>
